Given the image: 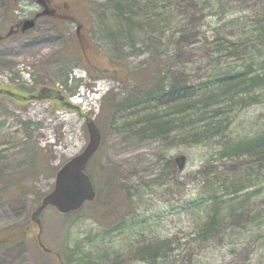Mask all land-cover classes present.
I'll use <instances>...</instances> for the list:
<instances>
[{
  "label": "rangeland",
  "instance_id": "rangeland-1",
  "mask_svg": "<svg viewBox=\"0 0 264 264\" xmlns=\"http://www.w3.org/2000/svg\"><path fill=\"white\" fill-rule=\"evenodd\" d=\"M47 1L70 17L43 14L32 29L8 34L41 4L0 0V236H10L0 246V264H264V164L237 149L264 136V81L252 79L264 53L253 61L223 59L224 85L127 105L129 95L160 79V72H149L152 61L148 70H136L149 63L143 47L119 57L112 41L122 25L111 11L101 17L88 0ZM143 37L136 36L139 44ZM161 49L164 91L182 87V56L176 46ZM190 60L196 64L187 66L186 85L196 88L212 73L194 71L201 63ZM249 68L255 71L244 75ZM42 89H49L44 98L31 97ZM81 93L92 99L80 101ZM89 120L101 144L87 174L98 196L109 173L121 197L100 207L86 202L71 215L44 209L40 241L47 252L30 213L59 166L86 145ZM236 178L244 180L232 193ZM211 217L216 227L207 231ZM165 239L173 262L152 258Z\"/></svg>",
  "mask_w": 264,
  "mask_h": 264
},
{
  "label": "trees",
  "instance_id": "trees-1",
  "mask_svg": "<svg viewBox=\"0 0 264 264\" xmlns=\"http://www.w3.org/2000/svg\"><path fill=\"white\" fill-rule=\"evenodd\" d=\"M88 4L89 8L98 12L101 17L111 11L115 20L117 18L122 25V27H118L119 31L113 36L112 41L119 57L126 56L128 52L133 53L134 48L139 49L140 46H143L149 63L145 62L136 70H148L152 65H149L150 61H152L156 68H151L150 74L155 75L160 72V79H153L157 81L153 88L142 93L129 95L123 104H149L152 100L165 95L176 100L181 96L192 95L193 92L205 90L212 86L224 85V79L221 77L225 73L219 74L223 59L230 56L243 58L249 55L250 60L253 61L256 56H262L264 53V0H88ZM137 35H144L140 41L142 44H139L136 39ZM135 45L139 47L136 48ZM164 45L169 48L176 46L178 58L182 56L177 68L178 82L182 83V87L176 84L170 85L166 91H164L165 85H162L163 69L158 67L159 61H161L159 57L164 52L161 48ZM123 47H126L128 51H125ZM195 56L201 64L193 67L194 71L210 72L212 75L207 81H201L196 85V88H189L186 85L185 72L190 68L187 66L196 64L190 60ZM252 64L248 66L252 67ZM260 68L261 71L252 74L254 84L264 81V63L260 65ZM254 71L249 68L244 72V75ZM147 77L148 74L143 79L146 80ZM228 78L232 79L233 75ZM137 85L140 86L138 83ZM174 112L178 113L179 110H174ZM255 140L239 144L237 149L246 148L247 154H254L257 161L263 165L264 136ZM255 144L257 145L255 146ZM232 152L235 154L237 151L233 150ZM166 176V182L174 180L169 172ZM216 176L213 182L219 180ZM243 180L236 178L231 181L232 193L242 187L241 182ZM121 190L117 183L115 184L111 180L108 173L104 187L98 190V196L96 191L93 203L97 202V207H100L99 203L102 205L116 204L121 197H118L117 192H121ZM101 191L103 192L102 200ZM101 214L107 216L104 209ZM215 227L216 223L213 217L209 218L207 231L215 229ZM202 237L206 238L207 235ZM9 243L10 236L7 234L0 236V246ZM169 243L167 239L163 240L160 244L163 247L155 250L152 253V258L154 260L160 259L162 262H173L174 260L169 254L171 249Z\"/></svg>",
  "mask_w": 264,
  "mask_h": 264
},
{
  "label": "water",
  "instance_id": "water-1",
  "mask_svg": "<svg viewBox=\"0 0 264 264\" xmlns=\"http://www.w3.org/2000/svg\"><path fill=\"white\" fill-rule=\"evenodd\" d=\"M33 26L34 18L25 19L20 30L26 31ZM86 125L89 139L85 147L58 168L53 188L41 197L39 205L30 214V219L37 224L39 232L41 231L39 214L48 205L53 206L59 213L66 214L78 210L86 201H91L95 197L92 182L84 169L100 145L101 134L93 121H88Z\"/></svg>",
  "mask_w": 264,
  "mask_h": 264
},
{
  "label": "flooded vegetation",
  "instance_id": "flooded-vegetation-1",
  "mask_svg": "<svg viewBox=\"0 0 264 264\" xmlns=\"http://www.w3.org/2000/svg\"><path fill=\"white\" fill-rule=\"evenodd\" d=\"M40 2H41L42 5H44V7L46 8L45 13L55 14V15H58L59 17H63V18L70 17V14H68V13L62 15V14H59V13L57 12L56 9L60 8L59 5H57V7H55V8H51V7L49 6V2H48L47 0H40ZM19 24H20V23L17 22V23H15L14 25H12V26L10 27L9 32H11V31L17 32V31H18V28H19ZM2 37H3V36L0 35V39H1Z\"/></svg>",
  "mask_w": 264,
  "mask_h": 264
},
{
  "label": "bare ground",
  "instance_id": "bare-ground-1",
  "mask_svg": "<svg viewBox=\"0 0 264 264\" xmlns=\"http://www.w3.org/2000/svg\"><path fill=\"white\" fill-rule=\"evenodd\" d=\"M141 44H142V43H141ZM142 47H143V46H142ZM143 49H144V47H143ZM80 95H83V96H84L83 100H80V101H84V100L86 99V101H85L86 104L89 102L90 99H92V98H89V97L85 96L83 93H81ZM25 107H26V106H24L23 109H25ZM38 108H39V107H33L31 110H36V109H38ZM33 113H34V111H33Z\"/></svg>",
  "mask_w": 264,
  "mask_h": 264
}]
</instances>
